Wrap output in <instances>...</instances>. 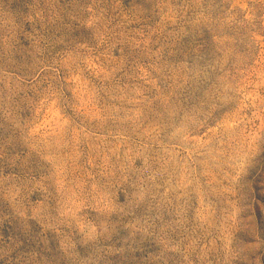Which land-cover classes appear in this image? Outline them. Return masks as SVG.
Masks as SVG:
<instances>
[{"label": "rangeland", "instance_id": "1", "mask_svg": "<svg viewBox=\"0 0 264 264\" xmlns=\"http://www.w3.org/2000/svg\"><path fill=\"white\" fill-rule=\"evenodd\" d=\"M0 264H264V0H0Z\"/></svg>", "mask_w": 264, "mask_h": 264}]
</instances>
